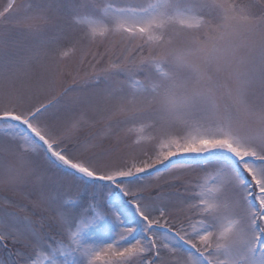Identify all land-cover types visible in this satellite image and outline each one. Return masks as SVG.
Instances as JSON below:
<instances>
[{
    "label": "snow or ice",
    "instance_id": "obj_1",
    "mask_svg": "<svg viewBox=\"0 0 264 264\" xmlns=\"http://www.w3.org/2000/svg\"><path fill=\"white\" fill-rule=\"evenodd\" d=\"M65 7L35 0L15 21V0L0 10V157L12 161L0 184L19 196L0 212V264H264V0H74L86 39L119 36L128 56L110 68L133 75L73 77L44 102L76 45L53 33L25 47L9 29L43 36ZM97 91L150 149L73 143ZM173 169L204 173L176 194L183 217L145 183ZM69 182L91 195L65 202Z\"/></svg>",
    "mask_w": 264,
    "mask_h": 264
},
{
    "label": "rangeland",
    "instance_id": "obj_2",
    "mask_svg": "<svg viewBox=\"0 0 264 264\" xmlns=\"http://www.w3.org/2000/svg\"><path fill=\"white\" fill-rule=\"evenodd\" d=\"M12 0H0V10H3ZM55 3H62L66 7L61 11H54L50 15L52 19L48 28L43 36H34L23 32L22 29L10 28L13 39L23 46L35 45L39 40L51 36L56 33L60 36V45H70L75 43L76 51L70 53L69 57L60 62L61 72L63 75L56 78V83L52 90L47 91L38 97L39 100L46 102L47 99L54 95L59 94L65 84H70L72 78L75 77L77 80L88 79L92 76L98 75L102 80L110 78L117 81H125L126 75H133L132 73H124L118 69H111L112 63H120L128 56L126 48L128 45L121 43L119 36H109L107 39L98 40L96 42H89L86 39L85 33L87 31L86 25H78L74 23V12L73 8L74 0H54ZM35 0H15V6L17 14L11 19L15 21L20 16H23L25 11L30 5H33ZM257 7L260 6V0H254ZM103 21H101L102 23ZM4 30L3 25H0V32ZM50 62V61H46ZM125 67V65H122ZM39 71V69H35ZM137 79H143V73L136 76ZM89 91V89H85ZM114 108L113 102L108 97L97 91L95 97L91 98V107H86L85 121L81 126V129L74 133L73 143H87L89 139L96 138L93 142H97L99 139H103L105 147H112L118 158L127 157L128 155L141 156L145 150L151 148L150 143H142L137 146L133 143L135 134L129 132L127 129L131 127L130 124L117 126L115 121L122 119V117L113 115ZM65 121L62 119L57 121V127L63 128ZM111 129V131H109ZM108 137L104 139V137ZM74 151L77 150L75 147ZM11 158L0 157V180L3 179L5 174V166L11 164ZM212 171V166L208 167V172ZM204 173L200 169H184L177 170L173 169L168 173H163L162 176H149L146 178L145 183L150 185L162 186V195L167 198L172 197L173 200L177 201L176 213L180 217H183L188 213L186 205H181L180 197L177 196V192L180 196L187 195L184 193L185 183H195L198 179H202ZM170 181L171 183H166ZM31 190V189H30ZM81 193L85 196H90V191L84 189L78 190V185L69 182L62 189V196L65 202L69 199L79 202ZM39 193H34L33 198ZM49 195L54 193L48 192ZM102 200L104 197L103 193L98 194ZM145 195H149L148 192ZM5 198L11 201H18L19 196L9 187L0 184V212L7 210L18 211L17 208H13L4 203ZM49 216L51 213L48 214ZM11 247V244H9ZM0 258H3V253H0Z\"/></svg>",
    "mask_w": 264,
    "mask_h": 264
}]
</instances>
